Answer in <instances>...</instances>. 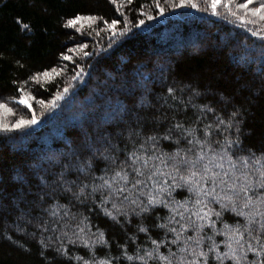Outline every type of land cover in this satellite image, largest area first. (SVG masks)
<instances>
[{
    "label": "snow or ice",
    "instance_id": "1",
    "mask_svg": "<svg viewBox=\"0 0 264 264\" xmlns=\"http://www.w3.org/2000/svg\"><path fill=\"white\" fill-rule=\"evenodd\" d=\"M110 2L117 4V0ZM209 3L213 14H218V6L222 5L232 16H237L233 8L243 10V15L238 16L241 21L249 17L264 21V0L242 3L209 0ZM185 5L198 7L194 0H179V3L172 0L171 3L172 8ZM155 7L161 15L166 11L159 0ZM98 21L113 36L117 35L120 19L109 22L93 14L76 13L66 21V26L82 31L85 23L91 27ZM144 22L140 20L139 24ZM249 22L256 23V20ZM23 27L27 29L28 25ZM124 34L119 32L121 36ZM77 48H87V45L80 44ZM261 55L264 56V50ZM61 56L65 60L73 59L66 53ZM143 67L146 65L141 63L130 74L108 75L102 82V90L98 89L95 98L89 101L92 107L86 110L85 126L71 140L69 150L53 148L35 157L12 177L15 186L10 192L4 188L0 175V220L12 214H17V221L27 217V224L35 220L39 233L38 255L47 264L57 259L66 260L67 264L73 260L80 264H119V258L111 255L112 241L92 223L93 208L103 211L121 227L130 225L133 217L139 221L136 231L143 233L150 244L139 245L133 255L128 254L127 245H118L121 257L128 261L264 264V147L254 149L244 145L242 137L249 133L241 127L244 121L239 108L225 121L208 104L196 105L191 98L187 102L178 98L172 87L167 88V93L178 104H168L165 99L161 105L172 109L171 116L167 112L142 115L145 109L160 111L150 96L157 102L161 99L146 83L151 77L142 71ZM53 74L60 72L56 68L37 72L23 84L27 85L29 80L39 82L41 76L51 79ZM17 91L21 94L18 103L31 108L30 100L34 97L26 94L23 86H18ZM192 91L196 96L201 95L196 89ZM67 93L65 88L47 105L44 100L38 103L55 108ZM189 107L193 109L194 119L185 115ZM209 113L215 119L205 122ZM9 114H14L13 109L0 101V116ZM38 123L35 112L30 119L20 117L13 123L0 119V132L23 130ZM162 125L166 126L162 128ZM178 196L182 198L177 199ZM62 198L68 204H61ZM89 202L93 206L89 208V215L70 211L69 206L74 203L87 205ZM36 210L39 215L33 216ZM225 213L231 214L234 223L225 220ZM145 219L152 222L146 224ZM92 228L96 229L94 233ZM15 229L37 238V232L27 233L20 223L15 224ZM48 232L52 235L45 236ZM69 245L72 248L82 245L88 250V259L73 257ZM98 245L101 251L107 248L102 256H97ZM46 251H51V259Z\"/></svg>",
    "mask_w": 264,
    "mask_h": 264
},
{
    "label": "trees",
    "instance_id": "2",
    "mask_svg": "<svg viewBox=\"0 0 264 264\" xmlns=\"http://www.w3.org/2000/svg\"><path fill=\"white\" fill-rule=\"evenodd\" d=\"M155 2L132 0L129 4L128 0H117V4L113 5L110 0H0V101L8 103L14 115H22L19 118L30 119L35 112L41 119V125L36 130L27 128L10 133L0 132V175L3 176L6 191L14 189L12 177L19 169L26 168L35 157L53 148L69 150V143L80 130L79 122L85 120L86 112H82L80 118H71L70 123L66 122L71 100H65V105L62 104L61 109L52 116L50 113L54 109L42 106L38 101L44 100L47 105L58 92L63 93L65 88L74 86L73 93L83 102H89L97 91L92 89L96 82L102 83L109 74H130L141 63L146 65L142 71L151 77L146 83L154 95L161 97L159 102L149 97L156 108L160 109L159 112L145 109L142 115L167 112L171 116L172 109L161 105L165 99L168 104H178L167 93V88L172 87L176 89L175 95L178 98L185 102L191 98L196 105L208 104L225 121L239 108L244 121L241 127L249 133L242 137L244 145L254 149L264 147V56L261 55L264 50V33L256 35L254 33L259 31L249 30L246 26H232L223 19L211 16L210 12H206L210 9L209 0H194L198 5L195 8H172V0H159L166 9L162 15L155 7ZM175 2L179 3V0ZM76 13L97 15L109 22L120 19L117 35L121 31L125 34L112 40L116 35L113 36L107 26L98 21L83 29V33L93 38L89 40L77 29L66 26V21ZM140 20L145 21L143 25L139 24ZM208 22L213 24L211 29L203 26ZM23 25H28V28ZM205 36L213 43L203 42ZM222 39L226 44L220 43ZM97 40L100 43H95ZM80 43H87V48L77 55V63L81 62L82 53L93 54L89 57L87 77L83 83L74 82L73 79L77 77L79 65L61 56V53L71 55ZM178 44L183 47L176 50ZM159 53L167 56L159 58ZM52 68L58 72L62 70L63 73L53 74L51 79L41 76L39 82L29 80L27 85L23 84L24 80L37 72ZM18 86H23L25 93L34 97L32 109L24 108L23 112L22 105L16 103L21 95L17 91ZM102 88L103 85L100 90ZM193 89L201 95H194ZM96 103H100L99 99ZM185 115L195 118L191 107ZM214 119L215 116L209 113L205 122ZM20 142L24 145L12 149L14 143ZM165 147L171 150L166 144ZM60 203L68 204V200L62 198ZM92 207L90 202L87 205L74 203L69 206L72 213L84 215H89V208ZM32 215H39V210ZM90 215L92 223L101 228L106 238L112 241L111 255L119 258V264H140L138 261L123 259L118 248V245H127L128 254L133 255L139 245L150 244L143 233L136 231L139 222L136 218H131L130 225L121 227L98 208H93ZM230 217V213H225V220L234 223ZM27 219L17 221V214H12L0 220V264H47L38 255L40 245L37 242L39 233L35 227L36 221L27 224ZM144 222L150 224L152 221L145 219ZM16 223H20L27 233L37 232V238L16 231ZM95 231V228L91 229V232ZM49 235L52 233H45V236ZM130 236L134 238L130 240ZM152 236L157 238L155 232ZM69 247L73 257L83 256L88 259V250L82 245ZM104 251L107 248L101 251V247L97 246V256H102ZM46 255L51 259V251H46ZM51 264H67V261L57 259L52 260ZM72 264L80 262L73 260Z\"/></svg>",
    "mask_w": 264,
    "mask_h": 264
},
{
    "label": "rangeland",
    "instance_id": "3",
    "mask_svg": "<svg viewBox=\"0 0 264 264\" xmlns=\"http://www.w3.org/2000/svg\"><path fill=\"white\" fill-rule=\"evenodd\" d=\"M239 2L242 3V2H244V0H239ZM185 6L190 7V5H185ZM209 8L210 9H208V11H206V12H210L209 14H211V16H214V17L223 19L224 21H226L228 24H230L232 26H239V27H245L246 26V28H248L249 30H252V31L257 30V31H259L261 33H264V21H261L258 18H252V17L246 18V20H244V21H241L240 19H238V16L239 15H243V10H236L235 8H233L234 11H237V16H232L231 14L228 13L227 9L225 7H223L222 5L221 6H218V9H217L218 14H213V11H211L212 9H211V6L210 5H209ZM189 10L192 11L191 9H189ZM250 19H255L256 20V23L249 22ZM87 26H88V24L85 23L83 29L86 28ZM203 26L205 28H210L211 29L213 27V24H211V23L208 22L206 24H203ZM206 26H208V27H206ZM77 27L79 28L80 26L78 25ZM80 32H81L80 34L83 37H88L89 38V36H87L85 33H83V30L80 31ZM118 38H120V35H116V37H113L112 40H117ZM92 39L93 38H89V40H92ZM202 40H203V42L204 41L205 42L210 41L207 36H205ZM95 43H100V41L97 40ZM210 43H213V42L210 41ZM220 43L221 44H226V41L224 39H222L220 41ZM80 44H85V43H80ZM194 44H196V43H194ZM182 47L183 46H179V44H178V45H176V48L175 49L176 50H179ZM84 49L85 48H83V49L77 48V46H76V48H74V50L72 51V54H71V56L73 57V59L72 60H69V62H71L73 64H76L77 66L79 65V71H78L79 76H77V78L74 81V82H77V83H83L84 80H85V78L87 77L86 72L88 70V64L90 62V58L89 57H91L93 55L91 53H90V55H84V53H82V55H81V57H82L81 58V62L78 61V63H77V58L76 57H77V55L81 54L80 52L81 51L83 52ZM157 55L159 56V58H161V56L163 58L167 56L166 54H161V53H159ZM159 67H160L159 70L162 71L161 66H159ZM81 69H82V71H81ZM62 73L63 72L61 71L60 74H62ZM101 87H102V83L96 82L94 84V86L92 87V89L93 90H98V89H101ZM73 91H75V88H74V86H71V88L68 89V93L65 94L64 99L57 101L58 105L55 108H53L54 111H52L50 113V116H52L53 114H55L54 113L55 111L58 112L61 109L60 107L62 106V104L65 105V103H66L65 100H68V101L71 100V102H72L71 106L68 107V109H67V119H66V122H68V123H70V119L71 118H75V120H76V119H78V118L81 117L82 112H86V110H90L91 109L92 105H89L90 104L89 102H83L79 98V96L76 95V93H73ZM94 98H95V96H91L90 97V100H92ZM31 102H32V100H30V103ZM81 102H82V104H81ZM16 103H18V102H16ZM9 107H11V106L9 105ZM24 108H28V107L27 106L25 107V105H22L23 112H24ZM28 109H32V107L31 108H28ZM13 113H14V111H13ZM14 114H9L6 117L0 116V119L4 120L5 122H8V123H13V122H15V120L19 119V116H22V115L17 116V114L16 115H14ZM39 125H41V119L40 118H39V123L36 124V125L31 126L30 128H33L34 130H36V129H38ZM78 126H79V128L85 126V120H81V122H79ZM30 128H28V129H30ZM27 142H29V140ZM23 145H24V143H21V142L19 144L18 143H14V147L12 149L19 148V146H23Z\"/></svg>",
    "mask_w": 264,
    "mask_h": 264
}]
</instances>
